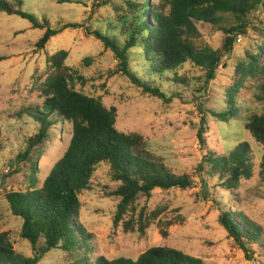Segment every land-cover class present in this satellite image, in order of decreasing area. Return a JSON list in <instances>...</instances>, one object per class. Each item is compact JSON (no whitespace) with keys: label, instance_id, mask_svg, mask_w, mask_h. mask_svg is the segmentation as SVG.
<instances>
[{"label":"rangeland","instance_id":"1","mask_svg":"<svg viewBox=\"0 0 264 264\" xmlns=\"http://www.w3.org/2000/svg\"><path fill=\"white\" fill-rule=\"evenodd\" d=\"M63 1H23L24 10L38 13L40 23L44 18L53 28L64 23L82 26L63 31L40 52L35 44L43 30L34 29L28 21L15 15L0 14V56L3 58L0 62V236L6 235L17 253L32 256L30 244L19 237L21 222L12 216L5 198L9 193L26 192L30 158L34 160L36 178L41 183L68 146L70 126L63 123L49 129V136L40 147L29 145L30 138L39 129L30 110L41 108L43 102L40 86L49 72L46 59L63 50L68 53L65 64L83 78L75 81L76 89L100 98L106 108L116 109V130L141 136L144 148L153 157L161 159L172 173L186 176L192 182L191 188L156 189L148 202L140 200L145 212H155L158 216L142 236L113 226L118 201L108 197L106 188L112 190L115 185L107 179V166L99 165L91 188L80 195L79 222L91 241L94 257L136 260L150 248L169 247L199 258L205 264H264V249L248 244L246 247L253 253V260L247 261L218 224L219 209L234 206L264 233V182L259 176L264 148L245 129L249 116L264 114V102L247 82L236 99L237 118L223 123L210 114V111L225 110L226 91L234 83L236 64L259 49L261 55L264 53V8L251 18L246 34L235 39L232 53L221 60L214 79L204 85V91L197 88L203 85V73L186 63L177 71V76H185L189 85L163 83L161 90L168 97L177 94L172 103L165 105L143 94L126 78L112 74L116 68L112 55L104 52L93 36L85 34L88 23L92 29L104 31L107 22H116L120 15L128 12V1L135 0ZM200 28L202 42L214 51L219 50L223 45V32L209 24ZM168 78L172 80V76ZM202 117L209 149L222 154L246 143L254 155V176L242 181L236 193L229 194L218 188L220 180L208 175L207 169L197 170L206 154V148L196 137ZM27 149L30 152L24 158ZM201 180L206 185L201 184ZM67 261L64 253L51 251L38 264H66Z\"/></svg>","mask_w":264,"mask_h":264},{"label":"trees","instance_id":"2","mask_svg":"<svg viewBox=\"0 0 264 264\" xmlns=\"http://www.w3.org/2000/svg\"><path fill=\"white\" fill-rule=\"evenodd\" d=\"M23 1L0 0V14L15 15L28 21L34 29L43 30L35 44L39 52L63 31L82 27L64 23L53 28L44 18L40 23L38 13L24 10ZM126 7L128 12L120 15L116 22L108 21L104 31L94 30L88 23L85 34L93 36L104 52L112 55L116 66L112 74L126 78L143 94L168 105L177 94L168 97L161 85H189L185 76H177V71L191 63L203 73V85L197 88L204 91V85L214 79L221 60L232 53L235 39L246 34L251 18L264 8V0H135L128 1ZM203 24L223 32V45L219 50L214 51L202 42L200 26ZM67 57L68 53L62 50L46 59L49 72L40 86L43 102L41 108L30 110L39 129L30 138L29 145L40 147L48 138L49 129L58 123L70 126V140L43 182L39 183L36 178L37 168L30 158L31 173L26 192L6 195L12 216L21 222L19 237L30 244L33 254L25 257L17 253L2 234L0 264H38L51 251L64 253L68 258L66 264H205L199 258L169 247L150 248L136 260L94 257V248L79 222L80 195L91 188L99 165L107 166V179L115 185L112 190L106 188L108 197L118 201L113 226L142 236L158 216L155 212H145L140 200L148 202L156 189L191 188L192 182L186 176L172 173L161 159L153 157L144 148L141 136L117 131L116 109L106 108L100 98L76 89L75 81L83 78L68 68ZM2 60L0 56V62ZM247 82L254 86L257 98L264 102V53L261 55V49L253 55L247 54L236 64L234 83L226 91L225 110L210 111V114L223 123L237 118L236 99ZM204 125L202 117L196 137L206 148V154L197 170L207 169L208 175L220 180L218 188L229 194L236 193L242 181L254 176V155L246 143L222 154L209 149ZM245 129L264 148V114L249 116ZM29 152L27 149L23 157L27 158ZM259 168L260 179L264 182V154ZM200 182L206 185L204 180ZM219 210L220 227L243 252L245 259L253 260V253L246 246L252 243L264 249L262 228L234 206H223Z\"/></svg>","mask_w":264,"mask_h":264}]
</instances>
